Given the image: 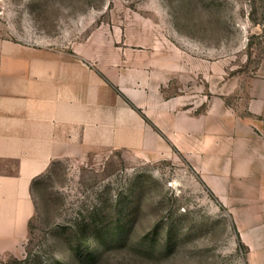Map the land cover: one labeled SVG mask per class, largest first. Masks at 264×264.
<instances>
[{
  "label": "rangeland",
  "instance_id": "rangeland-1",
  "mask_svg": "<svg viewBox=\"0 0 264 264\" xmlns=\"http://www.w3.org/2000/svg\"><path fill=\"white\" fill-rule=\"evenodd\" d=\"M95 31L114 38L117 67L124 57L129 68L158 71L181 119L216 124L225 115L229 137L264 143V0H0V37L11 41L70 51ZM166 140L55 161L35 191L23 253L0 255V264L54 261L58 232L95 246L92 227L109 223L113 248L100 264H264V198L239 203L233 195L250 192L235 183L221 203L191 150ZM253 216L260 245L241 238V248L236 217Z\"/></svg>",
  "mask_w": 264,
  "mask_h": 264
},
{
  "label": "crops",
  "instance_id": "crops-1",
  "mask_svg": "<svg viewBox=\"0 0 264 264\" xmlns=\"http://www.w3.org/2000/svg\"><path fill=\"white\" fill-rule=\"evenodd\" d=\"M115 50L114 38L98 31L70 51L0 37V255L23 253L36 211L33 182L53 162L100 147L152 150L166 138L191 150L195 172L221 203H230L235 183L250 192L233 195L239 203L264 198L259 138L229 137L225 115L216 124L181 119L179 104L163 98L158 71L129 68L124 57L117 67ZM236 222L251 248L260 245L255 216Z\"/></svg>",
  "mask_w": 264,
  "mask_h": 264
},
{
  "label": "trees",
  "instance_id": "trees-1",
  "mask_svg": "<svg viewBox=\"0 0 264 264\" xmlns=\"http://www.w3.org/2000/svg\"><path fill=\"white\" fill-rule=\"evenodd\" d=\"M130 105L133 106L131 103ZM133 108L138 110L137 108H135V106H133ZM51 167L48 173L50 172ZM44 176L36 179L33 182V186H32L33 196L35 199L36 211H37V203H36L35 191L38 185L40 184L41 179H43ZM43 198H44V195H43ZM43 204L45 205V208L47 209V203H43ZM31 225H32V220L30 221V224H29V234H30ZM92 228L93 230H95V233L93 236L94 243L96 244L95 246L92 245L93 243H89V241L87 240H76L77 238L63 237V234L58 232L54 235L55 246L53 247L54 249L58 251V255L56 256V259H54V261L50 262L46 259L43 260L42 256L34 255L31 258H26V260H15L14 262L15 264H23V263H27V264H100L105 260L106 255L111 250V248H113L112 247L113 245L109 241V238L113 236L114 231L111 228L110 223L106 224L102 228H98V227L95 229L94 227ZM234 229L237 231L236 227H234ZM237 234L239 236V246L242 248L244 247V245L241 241V237L238 231H237ZM74 241L77 242L76 247H75L77 251L76 253L72 250V247H71Z\"/></svg>",
  "mask_w": 264,
  "mask_h": 264
}]
</instances>
